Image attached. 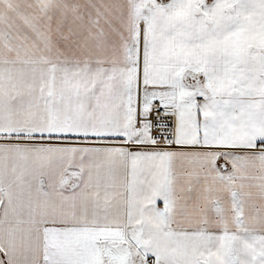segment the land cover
Returning a JSON list of instances; mask_svg holds the SVG:
<instances>
[{
  "label": "snow or ice",
  "instance_id": "obj_1",
  "mask_svg": "<svg viewBox=\"0 0 264 264\" xmlns=\"http://www.w3.org/2000/svg\"><path fill=\"white\" fill-rule=\"evenodd\" d=\"M0 264H264V0H0Z\"/></svg>",
  "mask_w": 264,
  "mask_h": 264
}]
</instances>
